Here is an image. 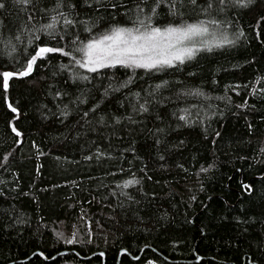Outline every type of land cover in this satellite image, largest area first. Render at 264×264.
Returning a JSON list of instances; mask_svg holds the SVG:
<instances>
[{
  "label": "trees",
  "instance_id": "1",
  "mask_svg": "<svg viewBox=\"0 0 264 264\" xmlns=\"http://www.w3.org/2000/svg\"><path fill=\"white\" fill-rule=\"evenodd\" d=\"M134 2L104 0L118 9H89L72 0L82 19L101 18L94 32L131 25L124 10ZM4 3L0 72L20 70L38 44L72 51L73 33L88 38L82 26L63 40L35 31L55 0ZM204 4L184 0L183 20L205 18ZM218 5L213 0L207 18L222 21L235 43L201 49L183 63L88 73L50 53L29 76L11 78L7 93L0 78V264H103L92 256L101 250L105 264H116L124 248L132 256L119 264H264V0L226 4L224 12ZM158 11L155 23L181 20L166 5ZM61 65L90 79L73 81ZM193 89L204 95H189ZM145 100L148 112L131 107ZM179 109L191 113L190 123L178 119ZM133 177L138 183L124 187Z\"/></svg>",
  "mask_w": 264,
  "mask_h": 264
},
{
  "label": "snow or ice",
  "instance_id": "2",
  "mask_svg": "<svg viewBox=\"0 0 264 264\" xmlns=\"http://www.w3.org/2000/svg\"><path fill=\"white\" fill-rule=\"evenodd\" d=\"M20 5H27L32 0H15ZM193 6H197V0H188ZM253 0H219L218 10L224 12L225 5L230 4L233 7L247 8ZM83 5L89 9L94 8H111L118 9L119 5L116 3L106 4L104 0H83ZM166 5L168 12L172 16H179L181 18L179 23L169 22L167 24H158L154 21L159 16V11L162 6ZM6 7L4 0H0V9ZM184 0H135L131 8L125 6L124 14L129 16L132 20L131 25L114 22L109 24L100 32H94L96 24L101 19L92 16L81 18V13L77 11L76 5L72 0H55V4L51 9H45L48 13L47 19L41 23L39 28L35 29L37 32L47 34L52 40H63L65 35L74 28L82 26V30L88 33L86 40H80L78 33H73V50L66 51L65 47H52L47 43H41L34 47V51L29 54L24 65L18 71H3L0 72L2 78V88L7 93L9 89V81L13 77L22 78L29 76L37 63L38 59H44L47 54L60 53L63 56L71 57L69 64L78 65L79 68L87 69L88 73L98 72L99 69L107 67H115L116 65L126 66L129 68L142 67L145 69H159L164 66H171L177 61L183 63L185 60H190L195 57L196 53L201 49L212 50L213 47H223L235 43L236 38H229L226 31H222L223 22L217 19H208L207 16L213 8V0H205V4L200 6V12L204 14L205 18H198L192 21L183 20ZM61 9H66L61 11ZM29 20L33 17L29 16ZM264 20V17H261ZM259 23V21H258ZM240 35L243 33L240 32ZM16 39H19L17 36ZM39 37L30 40V43H35ZM13 51L15 49L13 48ZM27 51V49H26ZM67 68L72 74L73 81L89 80L90 76L83 73L74 72L69 65H61ZM126 85L121 84L120 87L114 89L119 91L121 87ZM112 86L109 85V88ZM159 87V85H157ZM189 95H204L200 89H193L188 93ZM68 95L67 92L56 91L55 96ZM108 95V90H105V96ZM139 97V93L130 94ZM7 101V96H5ZM79 100V97L77 98ZM83 103L84 101H80ZM150 100H145L144 103L138 105L131 104L134 111L141 113L148 112L146 105L150 104ZM8 108L13 113L18 112V108L14 107L12 103L7 104ZM67 108V105H65ZM93 109H98V104L93 105ZM178 119L185 124L191 122V113L187 109H179ZM67 115V112L62 113ZM87 112L84 113L86 117ZM173 116H177V112H173ZM104 117H101L103 121ZM122 117L114 116L115 122H119ZM128 119H131L129 116ZM156 119H161L157 116ZM12 131L20 136V131L12 126ZM157 133H163L164 129L157 128ZM220 135L219 132L216 133ZM19 143V140L16 141ZM157 144L161 143L159 139ZM163 159L164 157H160ZM182 167V165H181ZM212 167V165H209ZM207 169L201 168L200 171ZM138 181L133 177L132 179L123 182L124 187L130 184H136ZM241 187L245 191H251L250 184H242ZM195 199V197H193ZM59 235V234H58ZM66 243H72V240H66ZM43 255V253H40ZM103 255V253H101ZM197 260L201 259L199 256ZM147 264H154V261L149 260ZM250 264H255V261H250Z\"/></svg>",
  "mask_w": 264,
  "mask_h": 264
},
{
  "label": "water",
  "instance_id": "3",
  "mask_svg": "<svg viewBox=\"0 0 264 264\" xmlns=\"http://www.w3.org/2000/svg\"><path fill=\"white\" fill-rule=\"evenodd\" d=\"M143 250H144V249H143ZM143 250H142V252H143ZM69 252H70V251L65 250V251H62L60 254L64 255V254H67V253H69ZM142 252H141L138 256H133V258H134L135 260L139 259L140 256L142 255ZM40 253H41L40 251H37L35 254H40ZM101 253H103V255H101ZM123 254L131 255L127 249H125V248L122 249V250L120 251L119 258H118V261H117L116 264H119V263H120V259H121V256H122ZM94 255H100V256L103 258V264H105V252H104L103 250L98 251V252H95L94 254H92V256H94ZM131 256H132V255H131ZM31 257H32V256H31ZM200 258H201V257H200ZM199 260H200V259H199ZM199 260H197V261H199ZM10 264H13V263H10Z\"/></svg>",
  "mask_w": 264,
  "mask_h": 264
},
{
  "label": "rangeland",
  "instance_id": "4",
  "mask_svg": "<svg viewBox=\"0 0 264 264\" xmlns=\"http://www.w3.org/2000/svg\"><path fill=\"white\" fill-rule=\"evenodd\" d=\"M178 62V61H177ZM144 264H147V262L146 263H144ZM154 264H156L155 262H154Z\"/></svg>",
  "mask_w": 264,
  "mask_h": 264
}]
</instances>
